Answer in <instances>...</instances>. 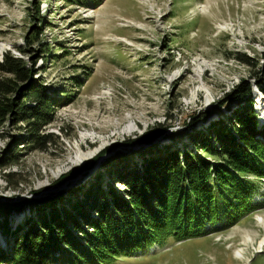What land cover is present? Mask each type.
Segmentation results:
<instances>
[{"label": "rangeland", "instance_id": "obj_1", "mask_svg": "<svg viewBox=\"0 0 264 264\" xmlns=\"http://www.w3.org/2000/svg\"><path fill=\"white\" fill-rule=\"evenodd\" d=\"M35 27L41 30L39 41L28 47V34ZM41 43L48 44V54L62 59H38L33 79L43 80L52 92L64 87L74 98L54 111V121L45 129L54 138L44 152L21 144L26 128L17 121H8L0 131V203L15 205L3 226L12 232L28 217L39 216L42 198L57 194V201L46 208L50 213L85 194L108 162L127 157V141L140 139L163 122L169 125L165 134L183 131L194 116L222 103L241 79L249 80L252 69L235 57L260 61L264 0H103L97 9L66 7L61 0H0V59L6 52L29 67ZM79 74L77 82L82 81L76 86L71 80ZM0 78L9 79L4 74ZM251 82L252 103L257 101L256 113L264 119V97ZM235 110L230 104L222 112ZM205 119L199 118L195 126L207 135V127L218 118L211 112ZM152 144L167 146V135ZM185 144L191 149L185 138L175 147ZM89 161L90 170L78 171ZM129 163H141L139 155ZM69 173L73 177L59 182ZM6 175L11 176L8 182ZM255 199L264 205V187ZM258 216L264 221V208L229 230L154 246L147 254L157 255V260L145 262L264 264V223L256 221ZM3 240L0 235L5 251ZM115 264L144 263L127 258Z\"/></svg>", "mask_w": 264, "mask_h": 264}, {"label": "trees", "instance_id": "obj_2", "mask_svg": "<svg viewBox=\"0 0 264 264\" xmlns=\"http://www.w3.org/2000/svg\"><path fill=\"white\" fill-rule=\"evenodd\" d=\"M61 1L66 7L97 9L103 0ZM37 20L35 24L40 26ZM40 34L37 27L28 34V47L39 41ZM47 49L48 44L41 43L36 51L39 56L29 67L6 52L0 59V75L11 79L0 78V131L8 121H17L26 128L21 144L31 151L48 150L54 136L45 129L53 123L54 111L74 98L64 87L52 92L43 80L33 79L38 59H62L48 54ZM18 52L25 54L21 49ZM260 58L261 63L237 55L235 60L252 69L249 80L241 79L224 94L222 103L194 116L183 131L165 134L167 146L152 144L169 128L165 123L127 142V157L118 155L117 161L108 162L86 193L74 196L66 206L46 213L57 194L42 198L39 216L28 217L12 232L3 226L7 227L4 220L15 205L0 203V235L6 243L5 251L0 248V264H115L127 258L142 259L146 264L148 259L157 260V255L147 254L154 246H172L226 231L256 215L264 207L255 199L264 180V124L259 126L253 110L251 78L264 97V53ZM81 74L71 80L76 86L82 81L77 82ZM89 77L90 73L86 74V79ZM230 104L236 110L223 113L224 106ZM211 112L218 120L211 122L206 135L195 125ZM184 138L191 149L186 144L175 147ZM135 144L142 147L131 149ZM134 155H139L138 165L129 163ZM92 161L78 171L90 170ZM120 162L125 163L122 168ZM10 177L4 176L6 182ZM69 177L73 173L65 174L59 182ZM30 211L37 213L34 208Z\"/></svg>", "mask_w": 264, "mask_h": 264}, {"label": "bare ground", "instance_id": "obj_3", "mask_svg": "<svg viewBox=\"0 0 264 264\" xmlns=\"http://www.w3.org/2000/svg\"><path fill=\"white\" fill-rule=\"evenodd\" d=\"M259 102H261V101H259ZM262 105V104H261ZM256 221L257 222H260V223H264V221H263V219L261 218V217H257V219H256ZM262 247V246H261ZM241 257V256H240Z\"/></svg>", "mask_w": 264, "mask_h": 264}, {"label": "water", "instance_id": "obj_4", "mask_svg": "<svg viewBox=\"0 0 264 264\" xmlns=\"http://www.w3.org/2000/svg\"><path fill=\"white\" fill-rule=\"evenodd\" d=\"M159 124H161V123H159ZM162 124H164V122H163ZM146 133H147V132H146ZM143 134H145V133H143ZM162 136H165V133L162 134V135H160L159 137H162ZM141 137H143V136H141ZM141 137H140V138H141ZM137 140H138V139H137ZM132 141H134V140H132ZM127 142H129V141H127ZM127 142H126V143H127ZM126 145H128V144H126ZM127 147L129 148V146H127Z\"/></svg>", "mask_w": 264, "mask_h": 264}]
</instances>
